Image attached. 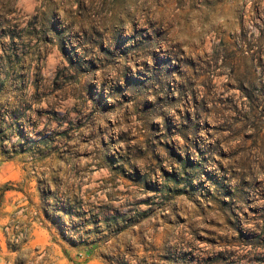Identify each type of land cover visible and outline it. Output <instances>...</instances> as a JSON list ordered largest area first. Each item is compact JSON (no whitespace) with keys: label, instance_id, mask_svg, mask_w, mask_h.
Masks as SVG:
<instances>
[{"label":"rangeland","instance_id":"rangeland-1","mask_svg":"<svg viewBox=\"0 0 264 264\" xmlns=\"http://www.w3.org/2000/svg\"><path fill=\"white\" fill-rule=\"evenodd\" d=\"M0 264H264V0H0Z\"/></svg>","mask_w":264,"mask_h":264}]
</instances>
